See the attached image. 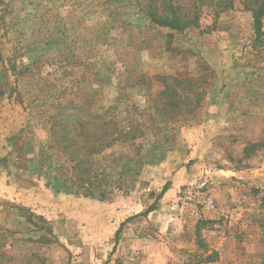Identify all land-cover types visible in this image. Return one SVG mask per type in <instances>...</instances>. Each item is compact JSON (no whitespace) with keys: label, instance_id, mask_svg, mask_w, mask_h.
Returning <instances> with one entry per match:
<instances>
[{"label":"rangeland","instance_id":"rangeland-1","mask_svg":"<svg viewBox=\"0 0 264 264\" xmlns=\"http://www.w3.org/2000/svg\"><path fill=\"white\" fill-rule=\"evenodd\" d=\"M196 2L0 0V111L26 116L0 140V264H264V36L241 4L203 7L184 32L148 17ZM71 100L144 124L153 164L108 201L55 193L27 166Z\"/></svg>","mask_w":264,"mask_h":264},{"label":"trees","instance_id":"trees-1","mask_svg":"<svg viewBox=\"0 0 264 264\" xmlns=\"http://www.w3.org/2000/svg\"><path fill=\"white\" fill-rule=\"evenodd\" d=\"M236 4H241L244 10L252 14L254 33L256 39L261 41L264 36V0H197L196 5L190 9L170 6L162 12L150 9L147 13L155 25L184 32L189 28L199 27L203 7H211L213 14L219 17L222 13L233 10ZM173 80L181 82L176 78ZM168 91L173 95L176 90H171L168 85L161 96H167ZM86 102L87 100H71L66 104H59L49 120L55 146H44L39 153L46 158L47 153L55 148L61 164L49 167L47 159L41 158L38 163L36 158H32L27 161V166L42 173L55 193L104 202L125 193L124 177L135 171L137 164L145 166L153 163H146L141 156L146 142L144 133L141 132L144 124H134L129 118L121 122L107 114L96 113ZM23 130L18 135H13L12 139L19 141L24 134ZM16 145L14 143L11 147L15 149ZM4 161L7 162V159ZM108 169H111L109 174ZM111 174L112 179L109 178ZM169 189V184H166L156 201L162 199ZM156 209L154 204L143 215L147 216ZM125 223L117 232V237ZM214 261L212 257L206 260Z\"/></svg>","mask_w":264,"mask_h":264},{"label":"crops","instance_id":"crops-1","mask_svg":"<svg viewBox=\"0 0 264 264\" xmlns=\"http://www.w3.org/2000/svg\"><path fill=\"white\" fill-rule=\"evenodd\" d=\"M26 122L25 113H23L14 104L5 105L0 111V140L14 135L22 130Z\"/></svg>","mask_w":264,"mask_h":264}]
</instances>
